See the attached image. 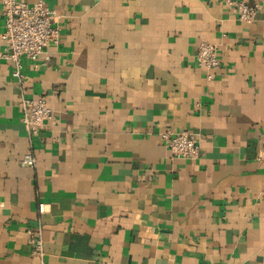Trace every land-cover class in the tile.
<instances>
[{
  "label": "crops",
  "instance_id": "obj_1",
  "mask_svg": "<svg viewBox=\"0 0 264 264\" xmlns=\"http://www.w3.org/2000/svg\"><path fill=\"white\" fill-rule=\"evenodd\" d=\"M40 1L58 42L20 80L0 57V264H264V0L250 22L226 0ZM3 31L0 0V55ZM179 132L196 159L171 157Z\"/></svg>",
  "mask_w": 264,
  "mask_h": 264
},
{
  "label": "built area",
  "instance_id": "obj_2",
  "mask_svg": "<svg viewBox=\"0 0 264 264\" xmlns=\"http://www.w3.org/2000/svg\"><path fill=\"white\" fill-rule=\"evenodd\" d=\"M226 8L233 11L239 21L250 22L256 14V9L243 0H226ZM1 15L4 20V31L1 39L6 43V50L0 57L13 63V77L22 78L23 60L36 61L45 49L56 44L59 39V29L53 24V13L44 6L42 1L31 5L18 0H1ZM197 63L208 71L219 67L216 47L211 44H200L196 54ZM21 122L30 135L52 119V111L44 98L22 99L18 104ZM161 138L171 157L181 160H194L198 157L199 146L187 132L163 133ZM21 165L32 167L34 159L27 153ZM264 192V185L262 187ZM42 212V205H39ZM31 255L43 256L41 241L33 242Z\"/></svg>",
  "mask_w": 264,
  "mask_h": 264
}]
</instances>
